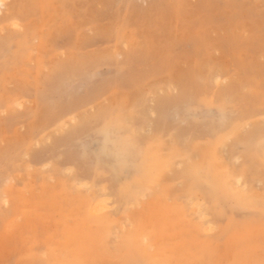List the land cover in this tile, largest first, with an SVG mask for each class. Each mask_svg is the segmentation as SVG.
Here are the masks:
<instances>
[{"label":"rangeland","instance_id":"obj_1","mask_svg":"<svg viewBox=\"0 0 264 264\" xmlns=\"http://www.w3.org/2000/svg\"><path fill=\"white\" fill-rule=\"evenodd\" d=\"M4 185L0 264H264V0L7 1Z\"/></svg>","mask_w":264,"mask_h":264},{"label":"bare ground","instance_id":"obj_2","mask_svg":"<svg viewBox=\"0 0 264 264\" xmlns=\"http://www.w3.org/2000/svg\"><path fill=\"white\" fill-rule=\"evenodd\" d=\"M7 1H9V0H0V13L2 12V10L5 8V6H6V2ZM13 27L14 28H17L18 27V25H17V23L16 22H13ZM151 114H154V112H152ZM260 138V137H259ZM261 139V138H260ZM258 144V143H257ZM104 155L107 157V159H108V157L110 156V152H109V149L107 150V151H105V153H104ZM119 161H122V160H120V159H117L115 162H119ZM43 163V162H42ZM45 165V163L42 165V166H44ZM117 165H120V164H117ZM120 166H122V165H120ZM123 168H125L124 166H122ZM67 169H69V168H67ZM66 169V170H67ZM67 172H69L68 170H67ZM49 179H51V178H48V180ZM7 182V181H6ZM6 182L4 183L5 185H6ZM240 183V177H237V184H239ZM242 183V182H241ZM74 187L77 189V190H81V191H83V192H85V193H90V196H91V198H92V201H91V204H90V206H89V213L92 215V216H103V215H115L116 213H117V207H113V205H111L110 204V192H108L107 190H105V189H103V187L102 186H95V187H91V185H90V183H89V181L88 180H86V179H75L74 180ZM5 185H4V187H3V190L0 192V203H1V205H2V207H4L5 209H4V211H5V213H6V215L8 216V217H4V218H7V221L9 222V220L8 219H10V222H14V223H18V224H23V222H24V220H23V218L25 217L24 216V214L23 215H21L19 212H18V215L16 216L15 214L17 213V207L18 206H15V205H13V204H11V200H10V198H9V196L8 195H6V189H5ZM92 190V191H91ZM135 193V191H131L130 193H128L127 195L128 196H130L131 197V195L132 194H134ZM144 196H145V194H143L142 195V198H144ZM189 200H191V202L189 203V211H190V215H193V216H195L196 217V219H197V221H199L200 223H202V224H204V225H206V228L204 229V232L205 233H208V234H210V233H213V232H215V229H216V227L211 223V219H210V215L209 214H206L205 212H204V210H202V204H201V202H200V200L199 199H194V197H190V198H188ZM0 217H1V215H0ZM126 221L127 222H129L130 221V219H129V216H127V219H126ZM34 222V221H33ZM31 223V224H28V223H25L24 222V224L22 225V226H24L23 228H25V229H27L28 227H31L32 225H34L35 224V222L34 223ZM6 226H4V229H3V233H2V235L0 236V239H2L3 237H4V235H5V233L7 234V233H10L12 230H6ZM23 228H20V231H24L23 230ZM33 228V227H32ZM34 229V228H33ZM32 229V230H33ZM28 230V229H27ZM26 230V231H27ZM32 230H30V231H32ZM17 232V231H16ZM20 233V234H18L21 238H23V236H24V234H25V232L24 233ZM31 235L33 236V234L31 233ZM119 234L118 233H116V232H114V236H115V239H117V236H118ZM9 236V235H8ZM7 236V238H5L6 240L9 238ZM12 236H14V234L12 235ZM20 237H18V238H20ZM55 236H53L52 238H54ZM16 238H17V235H16ZM17 238V239H18ZM33 238H34V236H33ZM35 238H36V236H35ZM4 239V238H3ZM3 239L2 240H0V241H3ZM11 239V238H10ZM13 239V238H12ZM15 239V238H14ZM16 241V240H15ZM19 241V240H18ZM22 241H23V239H22ZM7 242V241H6ZM11 242V241H10ZM12 242H13V240H12ZM11 242V243H12ZM37 242V241H36ZM2 243V242H1ZM10 243V244H11ZM15 243V242H14ZM33 243H35V241L33 242ZM7 245H9L8 243H6ZM18 244V243H17ZM24 244V246L22 247L23 248V250H24V252H26L27 254L23 257V258H21V259H18V263L17 264H32V260H34L36 257V255H34V256H32L31 255V253H30V248H28V243H23ZM4 245L5 244H2V247H4ZM54 245V244H53ZM1 246V245H0ZM22 246V245H21ZM12 247H13V245H12ZM11 247V248H12ZM5 248V247H4ZM8 248H9V246H8ZM3 249V248H2ZM13 249H15V248H13ZM12 249V250H13ZM5 250V252L7 251L6 249H4ZM12 250H11V252H12ZM13 251H15V250H13ZM16 251H17V249H16ZM8 252V251H7ZM18 252H19V250H18ZM21 252V251H20ZM4 254H6V253H4ZM8 255H9V253H7ZM17 254V253H16ZM7 255V256H8ZM12 255V254H11ZM21 255V254H20ZM43 255H46L48 258H50V259H53V258H55L57 255L56 254H54V253H49V252H44L43 253ZM14 256V255H13ZM0 258L5 262V259H6V257H5V255H3V253L1 252V247H0ZM8 258V257H7ZM10 258V257H9ZM8 258V259H9ZM6 261H8L7 259H6Z\"/></svg>","mask_w":264,"mask_h":264}]
</instances>
